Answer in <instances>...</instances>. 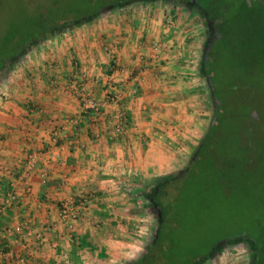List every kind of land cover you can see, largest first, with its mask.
Here are the masks:
<instances>
[{
  "label": "crops",
  "instance_id": "0c3cea01",
  "mask_svg": "<svg viewBox=\"0 0 264 264\" xmlns=\"http://www.w3.org/2000/svg\"><path fill=\"white\" fill-rule=\"evenodd\" d=\"M147 4L35 46L0 83V205L12 183L21 198L0 211V264H132L153 238L140 219L146 191L193 160L212 117L197 37L180 23L164 30L166 11ZM112 85L127 114L121 132L114 105L83 113L84 96L103 103Z\"/></svg>",
  "mask_w": 264,
  "mask_h": 264
},
{
  "label": "trees",
  "instance_id": "16d2710c",
  "mask_svg": "<svg viewBox=\"0 0 264 264\" xmlns=\"http://www.w3.org/2000/svg\"><path fill=\"white\" fill-rule=\"evenodd\" d=\"M145 1L115 0L109 5L93 7L91 12L83 10L81 17L77 15V11H71L65 18H71L73 14L76 20L63 25L69 27L76 23H90L110 8H123ZM170 1L192 4L194 7L199 5L197 10L209 25L208 39L203 50V69L212 98L214 115L193 160L177 174L155 179L147 189V199L150 206L155 208L157 231L140 257L132 264H203L220 246L236 239L252 242L253 263L264 264V236L247 231L218 240L205 253L198 251V243L208 234L209 218L214 211L211 208L213 205L210 197L206 193L217 191L222 184L227 187L238 184L245 176V171L249 172L251 167L255 168L254 164L263 162L264 165V155L256 148L252 129L241 128L242 134L236 129L242 124L238 113L244 114L245 104L248 105L246 96H239L236 92L239 88L250 89L252 85L249 78H240L241 75L237 74L239 78L228 84L227 88V84L225 87L220 84V75L226 73L224 66L234 69L233 67L237 65L235 57L230 53L232 51L229 50L230 56L226 54L225 44L222 42L224 38L228 41H232L233 38L234 30L226 23L227 16L224 15L233 4L230 0ZM63 19L50 23H45L44 20L38 22L35 33H24L19 39L10 35L9 43L3 39L0 73L16 65L17 59L29 46L50 39L57 31L60 33ZM247 58L258 59H255V56ZM232 69L229 70L230 75ZM246 71L244 69L243 73ZM260 166L262 164L258 167ZM188 193L195 194L194 203Z\"/></svg>",
  "mask_w": 264,
  "mask_h": 264
},
{
  "label": "rangeland",
  "instance_id": "374dc122",
  "mask_svg": "<svg viewBox=\"0 0 264 264\" xmlns=\"http://www.w3.org/2000/svg\"><path fill=\"white\" fill-rule=\"evenodd\" d=\"M114 1L115 0H0V55L3 51L1 49V42L4 39L6 43H9L8 39L10 35L19 39L24 33H35L38 28V22L41 23V21L44 20L45 23H50L51 21L53 22L64 18L61 29L59 30L60 33L58 31V34L52 33L54 36L50 39L29 46L25 51V53H27L35 46L42 45L51 39L74 31L76 27L82 24H87L83 22L81 24H72L69 27L64 26V23L76 20V16H73V14L71 18H65L71 11H77V15L81 17V12L83 13V10H87V12L90 10L89 12H91L93 7L109 5ZM146 2L148 3V7H154L156 5V7L160 9L163 8L164 11H166L164 30L173 28L174 26L176 27L175 24L180 23L179 27H184L186 33H189L190 37L192 36L191 39H193L194 36L197 37V41L200 43L199 46L203 51L208 39L209 25L201 18L197 10L199 5L194 7L192 4L176 3L170 0H146ZM230 3L233 4V6H230L229 10L226 13L224 12V15L227 16L226 23L233 28L234 34L232 35V41H228L224 38L222 42L225 44L224 49L226 54L229 55V50L232 51L230 53L235 57L237 65L233 67L234 69L230 66H224L226 68L224 69L226 73L220 75V84H222L223 87L227 84V88L228 84L239 78L237 74L241 75L240 78H249L252 85L250 89L239 88L236 92L239 96H246L248 101V105L245 104L246 109L244 110V114L241 112L238 113L240 115L238 118L242 124L241 127L239 126L240 128L238 127L236 129L239 134H242L240 131L241 128L245 129V127H248L246 129H252L255 136L253 137L256 140V148L264 155V0H230ZM137 6L138 4L135 3L123 8H110L103 13L101 17L113 11L130 9ZM101 17L93 19L92 22L97 21ZM162 45L164 44L159 42L152 43L151 45L153 50L152 54H157L156 56L154 55L155 60H160L159 57H162L161 54L165 49V45L164 47ZM177 45L178 43L175 42V46ZM156 46H159L160 49L155 53ZM229 46L232 47L230 48ZM24 54L17 59V63L23 58ZM253 56H255V59H258L253 60L247 58H252ZM149 58L151 59V57ZM146 60L145 58L143 61ZM195 64L197 65L198 76H200L203 87L207 94H209V100L206 101V105L209 106L210 104V113L211 117H213L214 107L207 80L204 75L203 55L200 62L198 61V63L196 62ZM195 64L193 63L192 66H195ZM1 65L2 63L0 62V66ZM242 68L247 71L243 73ZM230 69H232L231 75L229 74ZM11 71L12 68H9L0 73V83L9 77ZM73 86L78 87L79 85L74 84ZM110 91L106 92V96ZM243 91H245V93ZM80 94L82 97V93ZM102 112L104 111L94 114L96 117H102ZM125 118L127 121V114H125ZM233 150L235 151L234 147ZM261 164L262 166L258 167ZM254 167V169L251 167L249 172L245 171V176L238 184L228 187L222 184V186L217 188V191L212 190L206 193L210 197L209 199L213 205L211 208L214 211L209 218L208 234L198 243V251L200 253L208 251L218 240L238 232L247 231L248 233L264 236L263 162L254 164ZM188 195L192 198V202L194 203L195 194L188 193ZM141 199H144V197H141ZM145 203V208L142 207L143 209H141L142 214L140 219L143 220L142 222L145 226L144 231H146L149 237L153 235L154 238L157 231L155 208L150 206L148 199ZM133 230H135V228ZM136 230L137 234L135 231H133V234L137 236L140 235V228L138 227ZM142 234L143 236L146 235L145 232ZM253 261L254 246L252 242L236 239L220 246L215 254L203 264H254Z\"/></svg>",
  "mask_w": 264,
  "mask_h": 264
},
{
  "label": "built area",
  "instance_id": "2783aa9c",
  "mask_svg": "<svg viewBox=\"0 0 264 264\" xmlns=\"http://www.w3.org/2000/svg\"><path fill=\"white\" fill-rule=\"evenodd\" d=\"M159 49H160V47L156 46L155 53H156V51H159ZM154 55L156 56L157 54H154ZM144 59H145L144 56L140 57L141 61H143ZM152 59H155V57L153 56ZM124 71L125 70H122L121 72H124ZM115 91H116V89L112 85L111 91L107 94L106 100L103 103H99L91 97H85L84 96L83 97V109H84L83 113L84 114H88L90 112L100 113L105 106L114 105L116 107V111L114 114L116 130L121 132L127 123L126 118H125L126 112L124 111V108H123L121 95ZM69 122L71 123V121H69ZM36 163H37V161H36L35 156H30L28 158L27 163H26V170L24 171L25 176L27 174H30V172L33 171ZM84 199H86V200L78 201V203L74 200H71L70 203H68L65 206L64 210L62 211L63 219L68 220L69 218H74V216L76 215V213H75L76 203L79 206H84L87 204L88 198H84ZM20 201H21V198H20L19 192L17 190V183H12V184H10L9 191H8L4 201L0 205V211L2 212V211H5L7 209H12L14 207H17L20 204ZM39 238L43 239L44 236L39 235ZM1 248L2 247H0V251L4 252V250Z\"/></svg>",
  "mask_w": 264,
  "mask_h": 264
}]
</instances>
